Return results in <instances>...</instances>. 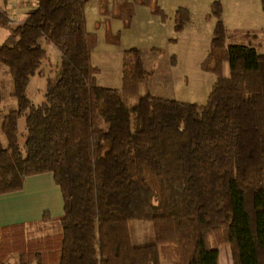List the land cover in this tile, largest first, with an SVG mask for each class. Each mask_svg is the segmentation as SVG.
I'll list each match as a JSON object with an SVG mask.
<instances>
[{
	"label": "trees",
	"instance_id": "1",
	"mask_svg": "<svg viewBox=\"0 0 264 264\" xmlns=\"http://www.w3.org/2000/svg\"><path fill=\"white\" fill-rule=\"evenodd\" d=\"M89 1L38 0L24 22L7 25L0 65L11 72L17 108L2 116L0 195L21 191L29 176L53 173L64 213L33 222L59 221L57 264H161L165 245L176 246L181 264H219L222 243L231 246L234 264H264V53L227 43L222 4L215 1L209 54L218 77L206 104L140 95L149 73L137 47L125 52L135 63L131 72L124 69L122 88L102 86L92 59L95 33L87 27ZM152 2L166 20L157 0H142ZM118 3L129 27L134 3ZM190 19L179 8L176 31ZM48 44L61 62L36 105L27 89L42 73ZM133 96L138 101L130 103ZM146 170L157 178L158 201ZM132 220L150 221L155 242L135 245ZM30 223L0 227V264H15L7 260L9 236ZM31 255L44 264L39 250L19 251L17 264H32Z\"/></svg>",
	"mask_w": 264,
	"mask_h": 264
},
{
	"label": "rangeland",
	"instance_id": "2",
	"mask_svg": "<svg viewBox=\"0 0 264 264\" xmlns=\"http://www.w3.org/2000/svg\"><path fill=\"white\" fill-rule=\"evenodd\" d=\"M90 17L89 30L95 33V44L92 49L93 64L99 69L98 83L102 86L119 88L123 86L122 75L124 69L131 72L135 63L132 55L125 57V52L133 47L143 51V60L148 76L145 77L139 88V94L148 92L155 96L176 99L178 101L206 104L216 82L218 74L214 70L216 56H210L212 36L200 32L194 35L186 32L183 38L169 40L154 32L155 25L147 20H139L133 28H125L123 20L114 21L113 33L107 34L106 23L100 22L97 7L91 4L88 8ZM212 16H215L211 14ZM210 17V16H209ZM176 23V22H175ZM98 24L101 27L98 29ZM226 27V26H225ZM227 30V29H226ZM243 35H247L242 32ZM248 36H244L247 38ZM3 42V41H1ZM172 43L171 46H169ZM246 42V41H243ZM47 46V58L44 60L41 71L31 77L27 92L34 104H41L45 100L47 80L57 74L61 62L59 50L52 44ZM153 46L160 49L159 53L150 50ZM262 49V48H261ZM0 87L2 100L0 101V136L6 143L2 132V116L17 108V100L13 96V78L9 68L0 65ZM223 74L229 75L230 68L227 61L223 64ZM138 96L130 97L129 102L135 103ZM25 116L19 120L20 143H24L26 132ZM147 180L155 190V201L160 198V188L155 175L146 170ZM132 240L135 245H146L155 242L153 225L150 221H130ZM9 236L13 242L9 243L7 260L17 264L19 251H42L44 264H57L58 241L60 224L58 220L32 222L28 226L12 231ZM9 234V232L7 233ZM16 237L24 240L21 244H14ZM161 264H181L180 255L176 246L165 245L160 247ZM11 252V253H10ZM32 264H38V259L30 256ZM220 260L222 264H234L231 246L227 243L220 245Z\"/></svg>",
	"mask_w": 264,
	"mask_h": 264
},
{
	"label": "crops",
	"instance_id": "3",
	"mask_svg": "<svg viewBox=\"0 0 264 264\" xmlns=\"http://www.w3.org/2000/svg\"><path fill=\"white\" fill-rule=\"evenodd\" d=\"M119 1L121 0H90L86 6L88 30L90 21L88 8L93 4L97 7L99 21L106 23L107 34L111 35L113 20L122 21L119 17L121 14ZM128 1L133 2L135 7L130 29L139 20H147L148 23L155 25L154 32H157V35L164 36L169 40L181 39L186 32L194 35L200 32L210 33L213 37L217 18L211 15L212 8L215 1H220L223 8V22L227 29V43L253 46L259 52L264 53L263 0H157L167 15L166 20L153 12V2L144 4L142 0ZM37 6L38 0H0V44L9 35L10 31L7 25L24 22ZM179 8L188 9L191 19L184 29L178 32L175 28V19ZM100 27L101 24H98L97 28ZM242 32L247 35H243ZM174 34L177 35V38L173 36ZM244 36L248 37L244 38ZM171 45L172 43L169 42V46ZM150 50L153 53L160 52V49L155 46ZM46 213L53 217H59L64 213L63 195L53 173L29 176L21 191L0 195V227L38 221ZM219 264H222L221 260H219Z\"/></svg>",
	"mask_w": 264,
	"mask_h": 264
}]
</instances>
